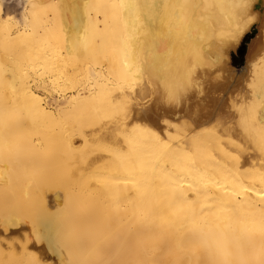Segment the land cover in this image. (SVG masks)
<instances>
[{
    "label": "bare ground",
    "instance_id": "obj_1",
    "mask_svg": "<svg viewBox=\"0 0 264 264\" xmlns=\"http://www.w3.org/2000/svg\"><path fill=\"white\" fill-rule=\"evenodd\" d=\"M29 3L0 14V264H260L264 0Z\"/></svg>",
    "mask_w": 264,
    "mask_h": 264
},
{
    "label": "rangeland",
    "instance_id": "obj_2",
    "mask_svg": "<svg viewBox=\"0 0 264 264\" xmlns=\"http://www.w3.org/2000/svg\"><path fill=\"white\" fill-rule=\"evenodd\" d=\"M23 1L24 0H0V3L3 6V12L5 14H7L9 16H13L17 19H20L22 17ZM257 32H258L257 29H253L251 32H249L245 36V38L243 40L245 42H244V45L242 46V49H241V52H243V54H241L239 52V48H238L237 52L232 54V66L233 67L239 69L245 64L249 42L251 41L252 38H254V36L256 35ZM234 55L236 56V58H235L236 64L234 63V58H233Z\"/></svg>",
    "mask_w": 264,
    "mask_h": 264
},
{
    "label": "snow or ice",
    "instance_id": "obj_3",
    "mask_svg": "<svg viewBox=\"0 0 264 264\" xmlns=\"http://www.w3.org/2000/svg\"><path fill=\"white\" fill-rule=\"evenodd\" d=\"M23 7L25 8V12H27L28 8L35 9L38 6L36 4L29 3V4H25ZM2 11H3V6L0 5V14H2ZM8 19L9 21H11L12 17L9 16ZM25 19H27V16H25ZM260 146H261V149L264 150V127L260 129ZM261 256L262 258L260 260V264H264V250H262ZM27 264H40V262L35 259H30L27 261Z\"/></svg>",
    "mask_w": 264,
    "mask_h": 264
},
{
    "label": "trees",
    "instance_id": "obj_4",
    "mask_svg": "<svg viewBox=\"0 0 264 264\" xmlns=\"http://www.w3.org/2000/svg\"><path fill=\"white\" fill-rule=\"evenodd\" d=\"M244 42H245V41H243V43H242L241 46L239 47V52H240L241 54H243V52H241V49H242V46L244 45ZM233 58H234V63H235V58H236V56L234 55ZM235 64H236V63H235Z\"/></svg>",
    "mask_w": 264,
    "mask_h": 264
}]
</instances>
